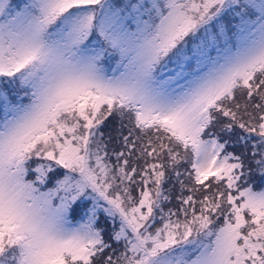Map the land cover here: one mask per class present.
Segmentation results:
<instances>
[{"label": "snow or ice", "instance_id": "obj_1", "mask_svg": "<svg viewBox=\"0 0 264 264\" xmlns=\"http://www.w3.org/2000/svg\"><path fill=\"white\" fill-rule=\"evenodd\" d=\"M0 264H264V0H0Z\"/></svg>", "mask_w": 264, "mask_h": 264}]
</instances>
